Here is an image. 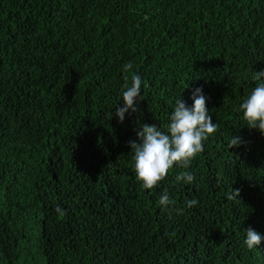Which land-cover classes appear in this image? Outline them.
<instances>
[{"label": "trees", "instance_id": "obj_1", "mask_svg": "<svg viewBox=\"0 0 264 264\" xmlns=\"http://www.w3.org/2000/svg\"><path fill=\"white\" fill-rule=\"evenodd\" d=\"M127 62L144 98L120 122ZM262 71L264 0H0V264H264L244 244L264 236V133L240 110ZM197 88L218 130L144 189L129 141Z\"/></svg>", "mask_w": 264, "mask_h": 264}, {"label": "clouds", "instance_id": "obj_2", "mask_svg": "<svg viewBox=\"0 0 264 264\" xmlns=\"http://www.w3.org/2000/svg\"><path fill=\"white\" fill-rule=\"evenodd\" d=\"M124 85L122 88L123 106H117L115 115L120 122L125 119V114L131 109L137 111L136 101L143 99L141 96L142 78L138 73H133L132 62H127L123 66ZM131 75L129 76V74ZM129 78L131 84L129 85ZM252 80L256 86L250 94L240 104L243 119L247 121L249 128H258L264 133V71L255 72ZM146 87V85H145ZM194 105L188 107L186 103L178 98L175 101L174 110L170 115V122L166 125L167 131H161L157 125H142V129L137 132L140 142L129 141L134 152V168L136 178L142 182L144 189H153L164 181L175 166L188 168L192 160L204 151V141L218 130V124L212 122V117L208 114L206 107V96L201 88L193 92ZM111 119V116H110ZM239 137H232L229 147L239 146ZM177 182L184 181L191 184L195 176L189 172H183L175 176ZM240 196L239 190H233L227 194L229 200H235ZM158 203L167 207L175 202L170 200L167 189L159 197ZM197 199H190L187 206L192 208L198 205ZM56 212L60 217L66 213L57 206ZM182 214L183 210L178 209ZM264 240L259 232L252 228L247 229L244 244L249 250L259 246Z\"/></svg>", "mask_w": 264, "mask_h": 264}]
</instances>
